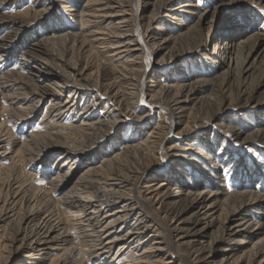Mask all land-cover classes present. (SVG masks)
<instances>
[{"label": "rangeland", "instance_id": "374dc122", "mask_svg": "<svg viewBox=\"0 0 264 264\" xmlns=\"http://www.w3.org/2000/svg\"><path fill=\"white\" fill-rule=\"evenodd\" d=\"M42 1H52L54 6L44 14L43 18L41 17L30 24L25 23L24 26L16 31L18 33H10L12 30L10 28L11 22L8 25H0V38L3 39L0 41V45H2L0 48L3 50L0 52V78L3 77L0 81L7 79L4 76H9V78L13 79L15 75L13 70H18L24 72L23 74L29 79L34 80L38 86L48 83L64 91L66 90L70 94L72 88H66L65 82L59 80L51 72V70H57L58 67L67 70L60 59L54 60L50 56V53H48V49H52L53 47H55V53L58 56L62 57L67 54L65 60L71 63L78 62V67L84 70V73L89 75L93 80L107 78L104 76L101 66H99L101 65L100 59L104 58L102 54L99 53L97 58H90L88 57V51H82L80 47L81 39L79 35L86 33V31L82 30L81 25L84 23L79 16L81 11H83L82 6H84L87 0H78L79 2L77 0ZM186 2L196 5L193 8L194 15L182 12L183 8L181 7ZM125 3L128 10V14L125 16L131 19V23L129 24L131 28L129 30H131L132 37L136 39L137 44L141 48L138 50L139 53L133 54L134 56L131 55L129 58L125 57L119 63L122 65H118L119 68L120 66H125L128 70L135 66L139 69V72L133 75L132 78L130 76L128 78L120 76V78L115 79L118 94L124 96L122 108L127 112V117L123 122L124 125L122 123V126L117 130L118 132L115 131L107 137L96 151L92 153L90 151L91 154L88 153L90 158H84L85 160L83 159L80 164L84 168H87L94 163H99L103 159L111 158L116 153H121V162L115 163L111 161L108 167L111 165H113L112 168L124 167L123 171L133 174L132 171L137 167L151 165L150 167L154 169L151 170L152 173L149 176L155 173L158 174L154 178V183H160L164 179L169 178L172 185L177 187L174 183L177 182L176 180L181 179L185 180L186 183L188 182L186 186L191 191L201 190L206 186V189L209 191L216 189L224 191L228 186V189L226 188L225 190L226 193H239V191L248 190L253 192L258 191L264 196V39H260L261 35H264V0H125ZM66 6L69 7L65 8ZM168 8L177 9L178 11H176L173 17H168L164 15L166 12H163L164 10H168ZM38 9H40L39 4L31 0H14L4 4L0 2V18L8 19L13 15L22 14L26 10L33 12ZM76 12L79 13L77 14ZM152 12H158L161 20L157 24L149 26L147 23L148 15H151ZM159 26H162V33L158 31L160 30ZM112 27L115 28V25L112 24L110 27L113 30ZM236 31L242 33L233 37V33ZM65 32L70 34L65 40L52 41L50 43L45 42L40 49L35 45V43L41 42L47 36L64 34ZM150 32H154L156 35H168L167 37L171 38L168 47L166 46L165 49H161L160 45L154 44V41L151 39L152 36L149 35ZM229 32H231V35L233 34L232 37L229 36ZM74 35L78 37L76 38ZM172 35H175L174 38ZM246 38H249V43L243 50H238L239 52L237 51L225 57L222 54L223 51L218 49L227 46L226 43H236ZM89 48L87 45V49ZM27 49H32L37 54H41L45 59H48L47 62L49 63L33 61L19 65L23 61V52ZM174 53H177L178 56L175 60L170 61L169 57ZM161 57H165V61H162ZM2 59L3 61H1ZM133 60L137 62L136 65L131 64ZM116 63L113 64L117 65ZM145 71H147V74L143 76ZM8 73L11 76L6 75ZM157 78H162L163 82L170 84L174 90L178 88V85L181 86L183 83L197 81L198 78L209 79L211 81L209 89L200 88L201 92H198L195 96L196 101L190 105L191 109L184 114L181 120L183 123L177 125V128L171 131L170 124L173 119L168 114L169 107L171 106L170 97L161 91V93L158 92L156 89L157 82L155 81ZM211 87L214 90H211ZM16 88L14 90L19 91ZM128 92L134 93L132 98H130L131 96ZM9 93L11 95L12 91L4 92L5 95ZM2 96L0 94V141L5 140V142L1 143L5 148L0 150L4 154L0 157V209L5 205L8 206L6 201L8 202L11 195L18 190L17 186L20 183H25L27 188L34 190V192H30L35 193L36 190L42 189V191L48 194V197H46L50 198L52 203L56 205V212H54L56 217L52 215L49 217H52L53 224L55 225L58 223L54 218H58L57 220L60 221L59 227L64 225V231L67 232L65 233L67 241L65 244L63 243L64 245L60 244L59 248L54 246L57 249H49L45 255L36 259L24 257L27 254L24 252L11 256L9 260H6V264H16L19 261H22V264H57L63 257V253L61 252L65 250L62 247H65L66 244L67 248H74L78 252L81 249L86 251L84 256L81 254L77 259L78 264H146L148 261L155 263L157 262L156 260L159 261L158 264H167L166 262L168 261H171V264H209L206 258L210 252L211 256L215 258H220L224 254L222 252L223 247H227L230 243L227 239L222 238L216 245H211V247L206 243V241H211V238L219 236L223 232L221 222L224 217H221V220L218 219V212L206 219L208 223H211L207 226L206 231L201 234L203 235L201 241H204V244H180L179 236H176V232L172 230V233L169 232L168 228L170 224L181 221L183 225L189 226L192 225L195 219V210L190 206V199L183 192H179V195L170 199L159 198L152 205L148 203L149 207L151 206L149 208L151 212H140L139 215L144 219V228H149L148 234L151 237L153 236V241L144 245L138 253L134 252L132 255L126 254L124 250L128 251L129 248L122 249L123 243L112 247L108 250L107 254L99 255L90 251L94 249V246H97L94 242L97 241L98 237L96 230L92 227L91 220H87V223L84 219L86 217H82L81 220H75L71 225L67 226L68 218L71 216L70 209L64 207L60 200L65 191L70 189L71 183L76 181L77 175H72L70 181L65 185H59L55 181V176L57 175L56 169L61 165L60 162L63 163L62 159H59V153L51 152V155L38 157L35 161H29L28 158L24 161L23 154L17 150L21 144H29L31 147L39 150L38 154H42L47 149L52 148L51 146H42L44 142L56 143L66 139H70L71 141L72 139L78 140L80 142L82 137H86L84 135L86 132L89 134L92 131L93 133L100 131H95L94 127L87 129L86 123L89 124V122L96 121L97 117L103 114V111L106 112L108 109H106L105 105L107 104L104 103L102 106H99L100 108L96 107L93 109L89 106L92 100L91 95H87V97L83 95L75 99L73 96L69 104L73 102L76 105L75 111L64 117L61 121L63 126L61 127L62 131L55 135V127L51 128L47 124V120L51 116L48 114L47 108V106L50 107L49 98L41 99L35 107L37 110L35 109L31 116L25 113L23 117V114L19 110L22 116L17 111H14V113L11 111V114V109L9 108L13 107L11 103L15 102L13 104L16 106H27L30 102L34 103L32 101H37L39 98L26 97L19 104V100L13 98V96L12 98H3ZM147 101H154L156 107L154 106L153 109H150L146 103ZM150 111L152 112V116H147ZM82 118H85V125H82ZM186 125H192V131L189 136L179 133ZM229 125L237 130L239 136L236 135L235 137V134L228 131L229 128L227 127ZM156 126L162 130L159 143L163 147H161L158 153H153V144L149 141V132ZM35 136H41V139H44V141L36 145L37 143L34 142ZM126 145H141L143 151L138 153V156L131 157L129 156V151H127V154L124 152ZM69 166L74 169L77 167L73 159H70ZM195 170L199 172V176L193 178L191 173ZM213 173H217V176ZM223 175H229L228 180ZM10 178L14 184L12 188L11 186L9 187ZM141 182L138 183V187L140 186L141 196H144L147 195L146 192L148 190L147 187L143 186L144 183ZM56 186H59V188ZM174 187L172 188L174 189ZM194 187L197 189L193 190ZM226 197L220 196L219 199L224 200ZM22 203L20 201L16 207H20ZM257 205L252 208L250 207V209H244L240 216L246 217L247 220L250 219L251 223V220L256 222L259 218L264 219V210H260L263 211V214L258 213L261 203ZM43 206L44 204L38 207L43 208ZM233 206L235 205H230L228 209H231ZM8 207L12 209V212L13 208L16 209L14 206L11 207L9 205ZM28 208L27 206L25 208V203H23L22 213L26 212ZM42 214V217H46L49 212L44 211ZM19 219L20 217L17 218V220ZM6 223L7 221L2 222V224ZM204 224L202 223L200 227L204 226ZM16 228H14L15 230L7 229L6 233H9L7 235L10 238L15 235ZM91 231H95V234ZM1 233L0 237L3 234ZM22 234L24 235V232ZM161 238H165L164 240L168 242L167 246L166 244L163 245V254H156L153 249L154 252L145 254L146 258L145 256L140 257L143 249L158 245L151 242H157ZM258 238L260 237L251 238V244L247 243V247L241 249L236 247L238 250L236 249L233 252L234 254L229 259V262L214 264H235L234 262H230L238 257L241 260H247L248 255L256 249L250 245L253 244L252 241L254 242ZM1 242L6 244L8 240L4 238ZM29 243L31 244V241H28L27 245ZM87 244L89 245L87 246ZM196 247L202 250L200 255L196 252ZM11 248H7L2 257L9 256ZM169 256L173 257L169 258ZM138 260H140V263L135 262ZM143 260L144 263L142 262ZM246 263L247 261L240 264Z\"/></svg>", "mask_w": 264, "mask_h": 264}, {"label": "bare ground", "instance_id": "6f19581e", "mask_svg": "<svg viewBox=\"0 0 264 264\" xmlns=\"http://www.w3.org/2000/svg\"><path fill=\"white\" fill-rule=\"evenodd\" d=\"M11 1H14V0H11ZM11 1L10 0H0V2L3 4L11 2ZM31 1L37 2V4H39L40 6V9L34 10L33 12L26 10L22 14H16V15L12 14L13 16L8 19L0 18V22H2L0 23V25H3V24L8 25V23L11 22L10 28L12 30L10 31V33L12 34L16 32L17 30H19V28L24 26L25 23L30 24L31 22L36 21L37 19L41 17L43 18L44 14L48 12L51 7L54 6V3L52 1L51 2H48V1L45 2L42 0L41 1L39 0L40 2L38 0H31ZM74 3L76 2L74 1ZM68 7L69 6H66L65 8H68ZM194 7H196L194 3L186 2L185 5H182L181 8H183L182 12L184 14L189 13V14L194 15L195 14V12L193 11ZM82 8H83V11H81L79 17L81 21L84 23L83 24L84 26L81 25L82 30L84 29L86 33L79 35V38L81 39L80 47L82 51L84 50L88 51L89 53L88 57L90 58L91 57L97 58L99 53L102 54L104 58L100 59L101 65L99 66H101V70L102 72H104V76L107 78H103L100 80H93L89 75H86L84 73V70H81L78 67V62L71 63L65 60V57L67 55L66 53H65L66 55H63L62 57L58 56L55 53V50H56L55 47H53L52 49H48V53H50V56H52L54 60L60 59L61 63H63V66L66 67L67 70L58 67L57 70L54 69V70H51V72H53L55 74V77H58L59 80L61 81L63 80L62 82H65L66 88L67 87L72 88L70 94H68L66 90L64 91L56 87L55 85H49L48 83H44L43 85L38 86L34 82V80L29 79L26 75L23 74L24 72L18 71V70L17 71L13 70L15 74L13 79L9 78V76L8 77L4 76L7 79H3L2 81H0V94L3 95L2 96L3 98H10V97L12 98L13 96V98L19 100L18 101L19 104H21L22 101L26 99V97H32L33 99H36L37 97L39 98V100L37 101H32L34 103L30 102V104L27 106H22V105L16 106L15 104H13L15 102L11 103L13 107H9L11 110L10 109L8 110H10V112L12 111L13 113L14 111H17L18 113L20 111V113L23 114V117L25 113L26 115L31 116L36 109L35 107L37 103L43 98H49L50 107L47 106L48 111H49V113L48 111L47 113L50 114L51 116H49L50 118L47 120V124L48 126L50 125L51 128L55 127V131H54L55 135L59 134L62 131L61 127L63 126L61 124V121L64 119V117L71 113H74L75 111L76 105L73 102L69 104L73 96L75 99L79 96L86 95L85 97H87V95L88 96L91 95L92 100L89 103L90 104L89 106L92 107L93 109L96 107L102 106L104 103L107 104L105 106H106V109L108 110L106 112L103 111V114L99 115L96 121H93L91 123L89 122L88 124L84 122L86 117L81 119V121L83 122L82 125H85L86 123L87 129H91L92 127H94L93 129H95V131H98V130L100 131L94 132V133L92 131L89 134H87L86 132L84 134L86 135V137L85 138L82 137L80 142H78V140H73V139L72 141L70 139H66L64 141H58L56 143L55 142L50 143L49 141L44 142L42 146L44 147L51 146L52 148L47 149L45 153H42V154L41 153L38 154L39 150L31 147L29 144H26V145L21 144V146L17 150L23 154L24 161L27 160V158L29 159V161H35L38 157L47 156L51 152L59 153L60 155L59 159L61 158L63 162V163L60 162L61 165L57 167L56 169L57 175L55 176V181L58 182L57 184L59 185L61 184L65 185L66 183L70 181V177L72 175L74 174L77 175L76 181L71 183L70 189L68 191H65V193L63 194V197L60 199L64 207H67L68 209H70L71 216L68 215L69 218H68L67 226L71 225V223H73V221L75 220L78 221L79 219L81 220L82 217L83 218L86 217L84 218L86 222L87 220H91L93 224L92 227L96 230V234H98L97 235L98 237L96 239L97 241L94 242V244L97 246H94V249L93 250L91 249L90 251L95 252L99 255L107 254L108 250H110L112 247H115L118 244L123 243L122 249L129 248L128 251L124 250V252H126V254L128 255H132V253L134 252L138 253L141 250V248H143L144 245H147L148 242L153 241V238H152L153 236L151 237L149 236L150 234H148L149 228L147 227L144 228L145 227V225H143L144 219L139 215L140 212L141 211H144V212L147 211V213L151 212V210L149 209L151 206L149 207L148 203L152 205L159 198L160 199L162 198L170 199L171 197L179 195V192L181 193L183 192L185 193V196L190 199V204H191L190 206H192L193 209L195 210L194 212L195 219L192 225H189V226L183 225L181 221L176 222L177 223V224L175 223L176 225L174 223L169 225V228H168L170 230L169 232H171V230L176 232V236H179L180 244L181 243L189 244V245H198L200 243L204 244V241H201V238L203 236L201 234L206 231L207 226H209L211 223V222L208 223V220L206 219L209 218L210 216H214L218 212L217 213L218 219L221 220V217H224L221 222V225H222L221 227L223 229V232L219 236L211 238V241L209 242L206 241V243L207 245H210L211 247V245L212 246L216 245L217 242L222 240V238L227 239V241H229L230 243L227 247L225 248L223 247L222 252L224 254L220 258H215L211 256L212 255L211 252L207 256V258L204 257L207 259L209 264L229 262V259L234 254L233 252H235L237 249L236 247H239L240 249L247 247L248 246L246 245L247 243L251 244L250 239L257 238V237H260V238L256 239L254 242L252 241L253 244L250 245L251 247H253L254 249L256 248V249L255 251L253 250L254 251L253 253H250V255H248L249 257L247 260L244 261L238 257L230 263L234 262L235 264H240L241 262L244 263L247 261L246 264H264V219L259 218L256 222L251 220L252 221L251 223L250 219L247 220L246 217L240 216L242 214L241 212L244 209L245 210L250 209V207L252 208L253 206H256L259 203H261V205H259L260 209L258 213L263 214V211H260V210H264V205H263L264 196H262L258 191L253 192V191L246 190L242 192L239 191V193L238 192L226 193L225 190L226 188L228 189V186L225 188L224 191H222V189L221 190L216 189V190L209 191L206 189L207 186L201 190L200 189L196 190L197 188L195 187L197 185L193 188V190H196V191H191V189L186 186L188 182L186 183L185 180H181V179L176 180L177 182L174 184L177 187H174V185H172V183L170 182L169 178L164 179L160 183H154L155 181L154 178H156L157 177L156 175L158 174L155 173L154 175L149 176L152 173L151 170L154 169L150 167L151 165L139 166L134 171H132L133 174L123 171L124 167L112 168L113 165L108 167V164L111 161L115 163L121 162L120 160L121 158L120 156H122L121 153H116L111 158L103 159L99 163L92 164V166L90 167L86 166L87 168H84L83 165L80 164V162L84 158L86 159V157H89V154L96 151L98 147L101 146L103 141L107 139V137L112 135L122 125H124L123 122L125 118L127 117V112L122 108L124 96H120L118 94L117 87H116L117 82L115 79L120 78V76L127 77V78L130 76V78H132L133 75L139 72V69L134 66V68L131 67V69L128 70V68L126 69L125 66H120L119 68L118 65H122V64H119L122 61V59L124 60L125 57L129 58V56L139 53L138 50L141 49L139 47V44H137L136 39L132 37L131 30H129V28H131L129 27V24L131 23V19L125 16L126 14H128L125 0H87L84 6H82ZM215 10H216V7H215ZM176 11L178 10L168 8V10H164L163 12H166L164 15L168 17H171V16L173 17L176 14ZM157 15H158V12H155V13L152 12L151 15H148L147 23L149 26L155 25L158 23V21L161 20L160 15L158 16ZM112 24L115 25V28L112 27L113 30L110 28ZM159 29H160L158 30L159 33H162V26H159ZM230 33L231 32H229L230 37H232L233 34H234L233 37H236L242 32L236 31L232 35ZM181 34L182 32L179 35L181 36ZM69 35L70 34L66 32L64 34L63 33L53 34L51 36H47L43 40L41 39L42 41L35 43V45L38 49H40L42 48L41 46H43L42 44H44L45 42L50 43L52 41L56 42L58 40H65L69 37ZM149 35L152 36L151 39L152 41H154V44L160 45L161 49H165L166 46L168 47V43L171 39L167 37L168 35L167 36L165 34L156 35L154 32H150ZM74 36L76 38L78 37L77 35H74ZM174 36L175 35H172L173 38ZM1 39L2 38H0V41ZM260 39H264V35H261ZM229 43H226L227 46L218 48L219 50L223 51L222 54L225 55V57L229 54L237 52L238 50L239 51L243 50L249 43V38L243 39L236 43H230V44ZM87 45L90 47L89 49H87ZM0 47H2V45H0ZM44 50L46 51V49ZM2 51L3 50L0 48V52ZM177 56H178L177 53H174L170 55L169 60L170 61L175 60ZM161 58H162V61H165V57H161ZM47 60L48 59H45L41 54H37L36 52H34V50L27 49L23 52V61L20 62L19 65L24 64V63H30L33 61H39V62L46 63ZM1 61H3V59ZM115 62H117L116 63L117 65L113 64ZM132 63L136 65L137 62L133 60L131 64ZM249 69H252V68H249ZM125 71L126 73H124ZM118 73L119 74L121 73V74L119 75ZM146 74H147V71H145L143 76H146ZM6 75H10V74L8 73ZM115 75L117 76L115 77ZM2 78H0V80ZM155 81L157 82L156 89L158 90V92L161 91L162 93L170 97L171 106L169 107L168 114L169 116L172 117L171 119H173L170 124V131L177 128V125H180L183 123L181 120L184 114L191 109L190 105L196 101L195 96L197 95L198 92H201L200 88L203 87L205 89L207 88L209 89L210 82H211L209 79H204V78L199 79L198 78L197 81L183 83L181 86L177 84L178 88L174 90V88L170 84H168L167 82H163L164 80L162 78H157ZM84 86H87V87H84ZM15 88L18 89L19 91L14 90ZM211 90H214V88L211 87ZM6 91L7 92L12 91V94L10 95L9 93L5 95L4 92ZM128 94L131 96L130 98H132L134 95V93L132 92H128ZM146 103L150 109H153V107L155 106L154 101H147ZM20 116L22 115L20 114ZM147 116H152V112L150 111L147 114ZM227 128H229L228 131L230 133L235 134V137L236 135L239 136V133L237 132V130L232 128V126L229 125V127ZM191 131H192V125H186L184 126L182 130L179 131V133L189 136L191 134ZM149 133H150L149 141H151L153 144L152 146L153 153H158L161 150V147H163L159 143V140L162 136V130L156 126L153 129H151ZM34 138H35L34 142L37 143L36 145L40 144L41 141H44V139H41V136H38V137L35 136ZM2 142H5V140L0 141V150L5 148L3 145H1ZM139 149H141V145L139 146L126 145L124 152L125 154H127V151H129V154H130L129 156L136 157L138 156V153H141L143 151L142 149L141 150ZM2 155L4 154L2 151H0V157ZM70 159L74 160L75 165L77 166L76 169L71 168L69 166ZM213 174L217 176V173H213ZM191 176H193V178L198 177L199 172L195 170L194 172L191 173ZM223 176L227 177V180H228L229 175H226V176L223 175ZM11 178L13 179V177ZM11 178L9 179V187L11 186L12 188L14 184L11 182ZM140 181L144 183L143 185L144 187H147V190H148V191L146 190L147 195L141 196L142 194H141V189L139 188L140 186L138 187V183ZM56 187L59 188V186H56ZM172 187H174V189ZM17 189L18 190L15 191L14 194L11 195L8 202L6 201V204L8 203V206L10 205L11 207L12 206L16 207L17 204L20 203V201H22L23 203H25V208L26 206L27 208L28 207L29 208L27 209L26 212L22 213L23 212L22 211L23 203H22L20 207L18 208L16 207V209L13 208V212L11 211L12 209H10L7 205H5L3 208L0 209V232L3 233V234L1 233L2 236L0 237V239L2 240L6 238L8 240V243L6 244H3L0 240V264H6L7 263L6 260L7 259L9 260L11 256H15V255H18L24 252L27 253L26 256L24 257H32L36 259L37 257L45 255L49 249H57L54 246H57L59 248L60 244H63V243L65 244V242L67 241L66 234H65L67 232L64 231L65 229L63 227L64 225L59 227L58 224L60 223V221L57 220L58 218H54L56 217L54 215V212H56L55 211L56 205L52 203L50 198H47L48 194L45 191H42V189L36 190V192L33 193L34 190H30L29 188H27V185L25 183H20V185L17 186ZM30 191H33V192H30ZM220 196H224V197L227 196V197L224 200L222 199L220 200L219 199ZM32 202H33V205H32ZM53 202H54V199H53ZM42 204H44L43 208L38 207L39 205L41 206ZM230 205H235V206L231 207V209H228ZM44 211L49 212V214L46 217H42L43 216L42 212ZM65 212L67 213V211ZM51 215L54 216L53 218L56 219V222L58 224L56 225L53 224L54 221L52 220V217H49ZM18 217H20L19 220H17ZM204 220H206V222H204ZM6 221H7L6 224H2V222H6ZM202 223H205V224L204 226L200 227ZM79 224H81V222H79ZM15 227H17L16 233L15 235L13 234L14 236L10 238L7 235L8 232L6 233V231L7 229L15 230L14 229ZM22 232H24V235L22 234ZM81 232L83 233V231ZM94 232L92 233L95 234ZM164 239L165 238H161L157 242H151V243H155L158 245H155V246L153 245L152 246L153 248L148 247L147 249H143L142 253L140 254V257L142 258L143 256H145L146 253L152 252L153 249L156 252V254L157 253L163 254L162 252L164 249L163 245L166 244L167 246V243H168ZM28 241H31V244L29 243V245H27ZM66 245L65 247H62V249H64L65 251L61 252L63 253L62 255L63 257L57 264H76L77 259L80 257V255L83 254L84 256L86 251L84 249H81L78 252L74 248H67ZM88 245L89 244H87V246ZM9 247L10 248L12 247L10 249V253H9L10 255L8 254L9 256L2 257V254ZM201 251L202 250L199 248L196 249V252L198 253V255H200ZM172 257L173 256H169V258H172ZM42 258L45 259L44 257ZM139 261L140 260L135 261V262H139ZM156 261L157 262L155 263L154 262L151 263L149 261L145 263L146 264H158L159 261L158 260ZM142 262L144 263V260ZM166 263L171 264V261L170 262L168 261ZM16 264H22V261H19Z\"/></svg>", "mask_w": 264, "mask_h": 264}]
</instances>
